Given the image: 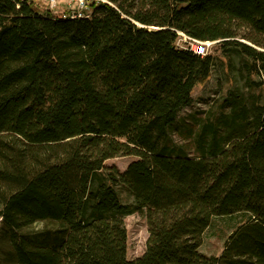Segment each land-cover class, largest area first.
Segmentation results:
<instances>
[{"label": "trees", "instance_id": "trees-1", "mask_svg": "<svg viewBox=\"0 0 264 264\" xmlns=\"http://www.w3.org/2000/svg\"><path fill=\"white\" fill-rule=\"evenodd\" d=\"M0 0V264H264V100L172 129L216 57L264 72V0H107L74 18ZM135 156L124 170L105 166ZM123 186L131 200L123 201ZM148 225L127 258L125 217ZM217 219L219 255L202 252Z\"/></svg>", "mask_w": 264, "mask_h": 264}, {"label": "rangeland", "instance_id": "rangeland-1", "mask_svg": "<svg viewBox=\"0 0 264 264\" xmlns=\"http://www.w3.org/2000/svg\"><path fill=\"white\" fill-rule=\"evenodd\" d=\"M36 10L44 13L49 6L46 2L35 0ZM70 6L65 0H60L52 14L59 16ZM89 7L85 14H90ZM216 57V63L211 75L203 82L198 83L192 91V101L179 114L178 124L172 129L173 137L179 142L189 143L191 128L207 117H217L225 112L224 100L231 89L240 91L244 98L264 100V72L254 70L251 59L235 56L228 47H221L214 43L209 53ZM191 129V133H190ZM135 156H118L105 161V166H116L124 170L135 160ZM123 201L131 200L130 193L123 187L117 186ZM127 229V258L134 259L141 256L146 249L148 239V225L144 215L133 213L125 217ZM225 220L217 219L204 233L201 250L207 255H219L224 246V240L230 231Z\"/></svg>", "mask_w": 264, "mask_h": 264}, {"label": "built area", "instance_id": "built-area-1", "mask_svg": "<svg viewBox=\"0 0 264 264\" xmlns=\"http://www.w3.org/2000/svg\"><path fill=\"white\" fill-rule=\"evenodd\" d=\"M17 3V7L24 1H35V0H15ZM46 2L49 6V10L56 8L59 4L60 0H39ZM68 4L69 9L67 11L61 12L59 17L61 18H74V17H82L88 14H85V10L90 7L92 2H104L107 0H65ZM179 37L176 41V44L185 49H189L192 52L199 54L201 56H205L209 53L210 48L216 42L214 40H199L192 36L185 34L184 32H178Z\"/></svg>", "mask_w": 264, "mask_h": 264}]
</instances>
